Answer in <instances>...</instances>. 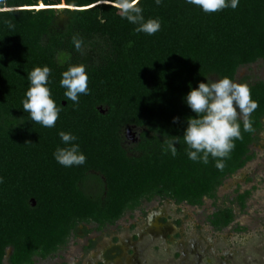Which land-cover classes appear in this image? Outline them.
<instances>
[{
	"label": "trees",
	"instance_id": "obj_1",
	"mask_svg": "<svg viewBox=\"0 0 264 264\" xmlns=\"http://www.w3.org/2000/svg\"><path fill=\"white\" fill-rule=\"evenodd\" d=\"M7 6L12 11L0 13V264L9 249L10 264H67L48 259L90 226L112 225L155 198L201 206L254 157L264 129V80H242L258 107L249 117L252 131L239 119L243 138L234 140L222 171L211 156L207 164L190 160L182 136L187 118L196 116L185 99L192 88L208 77L234 81L241 66L264 61V0H239L235 9L210 14L187 0L159 6L140 0L145 20L161 23L154 35L136 33L137 25L103 0H7ZM73 36L83 41L79 51ZM80 64L89 94L74 104L60 80ZM44 66L61 109L52 128L32 121L22 105L27 73ZM129 126L144 129L133 148L124 143ZM61 131L77 138L83 165L54 159L58 147L68 146ZM173 136L180 141L175 156L164 143ZM248 194L236 198L243 208ZM209 220L221 230L234 222V209L217 207Z\"/></svg>",
	"mask_w": 264,
	"mask_h": 264
},
{
	"label": "rangeland",
	"instance_id": "obj_2",
	"mask_svg": "<svg viewBox=\"0 0 264 264\" xmlns=\"http://www.w3.org/2000/svg\"><path fill=\"white\" fill-rule=\"evenodd\" d=\"M244 79L264 80V61L241 66L234 82ZM130 142V137L124 140L127 145ZM252 152L254 157L224 180L216 199L205 198L201 206L160 198L144 201L112 225L90 226L88 235L71 237L49 262L264 264V129ZM245 191L249 194L243 208L236 198ZM226 206L233 207L235 220L217 230L209 217L217 207ZM8 255L5 264H10Z\"/></svg>",
	"mask_w": 264,
	"mask_h": 264
},
{
	"label": "clouds",
	"instance_id": "obj_3",
	"mask_svg": "<svg viewBox=\"0 0 264 264\" xmlns=\"http://www.w3.org/2000/svg\"><path fill=\"white\" fill-rule=\"evenodd\" d=\"M104 4L116 8L121 17L129 23L137 25L136 33L154 35L161 28L159 19L145 20L140 0H103ZM161 0H156L159 6ZM187 3L199 7L205 13H216L231 7L235 9L239 0H187ZM12 11L7 6V0H0V13ZM9 29L15 25L6 20ZM72 42L77 51L83 41L76 36ZM51 69L47 66L35 67L27 73L30 85L22 101L23 111L29 113L32 121L46 128L55 127L61 109L51 98V91L47 86ZM60 86L65 89L64 96L74 104L79 103L81 94L88 95V75L83 64L70 65L62 72ZM187 106L196 114L195 118H187V127L183 132V141L187 145V156L194 162L207 164L209 156L216 160V167L223 170L224 160L234 149V140L242 139L241 126L238 122L243 119L244 131H252L251 113L258 107V102L251 97V90L247 84L234 82L228 77L216 80L208 77L207 83L200 82L197 88H192L186 95ZM179 118L174 117L173 122ZM61 141L67 147H58L53 153L54 159L64 167L79 166L86 162V156L79 151V145L73 143L77 138L71 133L59 132ZM179 137L164 140L166 151L172 156L177 154L175 144H179ZM27 143V142H26ZM2 182V178H0Z\"/></svg>",
	"mask_w": 264,
	"mask_h": 264
},
{
	"label": "flooded vegetation",
	"instance_id": "obj_4",
	"mask_svg": "<svg viewBox=\"0 0 264 264\" xmlns=\"http://www.w3.org/2000/svg\"><path fill=\"white\" fill-rule=\"evenodd\" d=\"M131 128V129H130ZM129 130H124L123 136L124 140H128V137L132 139V142L129 143L131 148L136 145L140 140L141 132L144 130L143 128L137 126H130Z\"/></svg>",
	"mask_w": 264,
	"mask_h": 264
},
{
	"label": "water",
	"instance_id": "obj_5",
	"mask_svg": "<svg viewBox=\"0 0 264 264\" xmlns=\"http://www.w3.org/2000/svg\"><path fill=\"white\" fill-rule=\"evenodd\" d=\"M44 7V6H43ZM33 203L35 204V200L33 199Z\"/></svg>",
	"mask_w": 264,
	"mask_h": 264
}]
</instances>
